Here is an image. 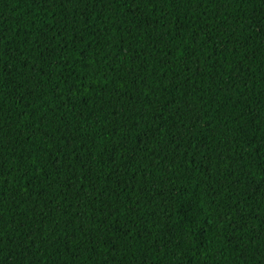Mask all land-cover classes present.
<instances>
[{
  "label": "trees",
  "instance_id": "trees-1",
  "mask_svg": "<svg viewBox=\"0 0 264 264\" xmlns=\"http://www.w3.org/2000/svg\"><path fill=\"white\" fill-rule=\"evenodd\" d=\"M0 264H264V0H0Z\"/></svg>",
  "mask_w": 264,
  "mask_h": 264
}]
</instances>
